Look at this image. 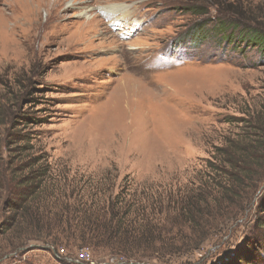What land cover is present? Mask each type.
<instances>
[{"label":"rangeland","instance_id":"1","mask_svg":"<svg viewBox=\"0 0 264 264\" xmlns=\"http://www.w3.org/2000/svg\"><path fill=\"white\" fill-rule=\"evenodd\" d=\"M52 2L0 0V94L21 86L14 138L27 149L23 158L48 160L50 188L75 190L63 202L123 188L150 214L208 183L225 139L264 124V52L244 29L264 25V0H63L55 9ZM111 4L132 15L125 28L79 27L92 17L79 16L80 6ZM196 6L207 14L194 15ZM255 184L197 251L120 264H235L239 253L264 264V170ZM82 247L63 248L74 257ZM4 250L0 264H71L41 242ZM90 252L95 262L110 257Z\"/></svg>","mask_w":264,"mask_h":264},{"label":"trees","instance_id":"2","mask_svg":"<svg viewBox=\"0 0 264 264\" xmlns=\"http://www.w3.org/2000/svg\"><path fill=\"white\" fill-rule=\"evenodd\" d=\"M190 11L198 17L207 14L199 6ZM217 21L220 27L233 25ZM244 29L251 34L249 42L253 39V45L264 52V25L254 22ZM18 86L17 91L6 86L0 94V249L5 246L8 249L1 254L41 242L54 250L80 244L82 248L108 253L109 259L169 260L197 251L218 224L224 225L223 218L230 214L227 207L239 196L246 199L264 170L261 155L264 146L260 138L264 135V124L258 122L247 125L250 133L227 138L214 149L208 183L186 191L167 207L151 206L157 211L154 216L163 214V210L168 212L166 216L155 219L152 210L146 213L144 205L128 198L123 188L114 197L109 190L100 189L101 197L93 201L65 203L63 199L67 196L72 199L75 190L68 195L55 185L50 188L48 160L35 155L23 158L27 149L19 147L14 138L21 122L18 108L23 97ZM16 150L22 151L21 154H11ZM160 206L158 203L157 207ZM260 262L253 253H239L235 259V264Z\"/></svg>","mask_w":264,"mask_h":264},{"label":"bare ground","instance_id":"3","mask_svg":"<svg viewBox=\"0 0 264 264\" xmlns=\"http://www.w3.org/2000/svg\"><path fill=\"white\" fill-rule=\"evenodd\" d=\"M62 1L63 0H53L52 2L53 8L60 7V3ZM70 1L76 2V0H70ZM67 4H69V6L71 7L72 6L78 7L79 5L76 3L75 4L67 3ZM125 9H126L125 5H119V4H116V5L111 4L108 6H100V7H91L88 5L83 7L82 5L78 8V10H83V11L78 12V15L82 17H87V16H92V17L91 19L88 18L90 20H87L85 22H82V24H79L80 25L79 27L81 28L84 27L83 30H86V29L95 30L96 27L101 25V22H102L105 28L108 29V32H113L114 30H122L123 28H125V23H127L131 19V16H132L131 15L130 17H125ZM95 13L99 15L98 18L94 15ZM105 21H112V22L108 23ZM132 27H134L133 23H132Z\"/></svg>","mask_w":264,"mask_h":264},{"label":"built area","instance_id":"4","mask_svg":"<svg viewBox=\"0 0 264 264\" xmlns=\"http://www.w3.org/2000/svg\"><path fill=\"white\" fill-rule=\"evenodd\" d=\"M56 257H62L71 264H120V259L111 258L101 262H95L88 248L78 250L74 257L68 256L64 249L57 250Z\"/></svg>","mask_w":264,"mask_h":264}]
</instances>
